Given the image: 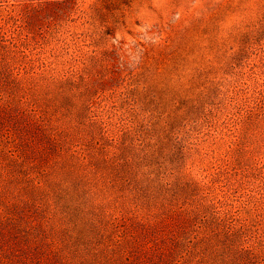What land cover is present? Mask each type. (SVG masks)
<instances>
[{"label":"rangeland","instance_id":"374dc122","mask_svg":"<svg viewBox=\"0 0 264 264\" xmlns=\"http://www.w3.org/2000/svg\"><path fill=\"white\" fill-rule=\"evenodd\" d=\"M0 31V94L60 128L0 105V264H175L199 232L193 264H264V0H0Z\"/></svg>","mask_w":264,"mask_h":264},{"label":"trees","instance_id":"16d2710c","mask_svg":"<svg viewBox=\"0 0 264 264\" xmlns=\"http://www.w3.org/2000/svg\"><path fill=\"white\" fill-rule=\"evenodd\" d=\"M12 53V48L10 45L6 43V40L4 39V36L1 34L0 31V70L3 69H11L10 68V60L8 59V56H11ZM12 66V64H11ZM1 73V72H0ZM4 73V72H3ZM10 81L11 78L9 77ZM7 80V79H6ZM8 94V98H5L4 94H0V105L1 107L5 108V110L11 112L12 109L17 110V115L19 118H24L26 121V125H30L34 127V129H37L38 132H42V134L45 136H48L49 139L54 138L56 139V136H58L60 132L59 125L56 124L57 122L53 119L52 114H47L41 111L40 108L34 106V105H29V104H21L20 100H17L18 102L16 103L15 96ZM9 127V126H8ZM3 132L1 136H4V132L6 133V137L9 138L13 136V133L11 132V129L7 128L5 126L2 129ZM180 211H185V207L180 208ZM208 215L204 214L203 217L199 220L196 221L195 223H192V227L196 225H203V222H207ZM205 220V221H203ZM202 221V222H201ZM34 227H42L43 223L39 221H35ZM41 229V228H40ZM208 234H205V232H199L184 239L185 244L181 245L182 238L177 237L172 240V246L166 250V248H160L158 247V252L156 256H160L159 258L163 259L165 258L167 252H169L170 259L173 260V255L179 251L180 247H183V250L178 253V258L174 260L175 264L181 263V264H193L194 261L196 262L197 260L205 258V247L204 244V250L201 248L200 244L202 241L207 237ZM152 246H149V249ZM147 249V248H146ZM251 250V248H248ZM249 256L252 260L255 261V258L257 257V250H252L249 252ZM256 264H262L259 260L256 259Z\"/></svg>","mask_w":264,"mask_h":264}]
</instances>
